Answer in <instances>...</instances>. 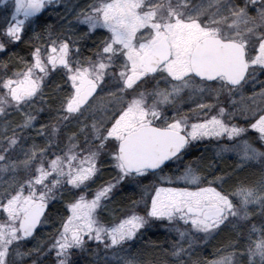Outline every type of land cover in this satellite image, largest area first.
Masks as SVG:
<instances>
[{
	"label": "snow or ice",
	"instance_id": "snow-or-ice-1",
	"mask_svg": "<svg viewBox=\"0 0 264 264\" xmlns=\"http://www.w3.org/2000/svg\"><path fill=\"white\" fill-rule=\"evenodd\" d=\"M60 4L0 0V264H81L101 248L141 264L120 253L156 222L177 234L174 264L228 230L246 245L241 264H264V0H90L67 32L45 28L13 62L8 45ZM49 101L55 124L40 116ZM61 124L75 125L66 143ZM204 142L260 176L185 163ZM103 169L111 178L98 184ZM125 182L141 195L121 214L110 205ZM45 229L50 239L29 247ZM209 264H237L236 252Z\"/></svg>",
	"mask_w": 264,
	"mask_h": 264
},
{
	"label": "rangeland",
	"instance_id": "rangeland-1",
	"mask_svg": "<svg viewBox=\"0 0 264 264\" xmlns=\"http://www.w3.org/2000/svg\"><path fill=\"white\" fill-rule=\"evenodd\" d=\"M71 1H73L72 2V8L73 9L70 11V17L72 18L71 21L73 23H75V13L79 12L84 7H81V5L78 6L77 0H76V2L74 0H71ZM69 2H70L69 0H61V4L58 7L59 8L60 18L58 19L57 31L54 33V35L62 33V32H67V30H68ZM81 4H83V3L81 2ZM0 10H5V8H0ZM77 27L79 29L80 27H83V26L79 25ZM57 81H59L58 78L56 80V93L55 94L58 93L57 92L58 91ZM60 83H61L60 85H62V81ZM250 94H251L250 92L246 93V95H250ZM14 116L18 118L16 120L20 119L19 115H14ZM60 127H61L62 132H63L62 139L66 143L67 142L66 137H67V135H70V131L68 129L71 128L72 130H75V126L71 125V126H69V128H65L64 125L61 124ZM252 135L254 136L255 134H252ZM35 139L37 141H39L42 138L41 137H36ZM256 143H257L258 146H260L259 142H256ZM196 147H201L204 150L209 148V150L214 152V156H215L214 160L216 162H219V161L225 160L227 158H230L232 160L231 164L233 166L237 167V164H238V161H239V157L236 155L235 152L230 151L228 153H225L223 155V157H217L215 155V153L217 151V147H216L215 142H213L211 144H209L207 142H204V143H202V144H200V145H198ZM247 167L250 168L258 176H260L261 171H262L261 165H259L258 163L254 162V163H252L251 165H249ZM103 171L105 172V175L103 176L105 178V180L106 179H110L111 176L108 175V170L107 169H103ZM6 179H9V177H7L5 175H0V187H3L5 185V180ZM103 182H104V180H101V178L98 181V183H103ZM122 188L124 190H127V191H134L135 193L137 192V194H135L136 195L135 196V198H136L135 200H139L140 199L141 188L139 186L135 185L134 183L125 182L124 184L119 186L117 193H119V191ZM131 203H132V201H129L128 204H127V207L131 206ZM113 204H115V203H113ZM113 204L110 205V207L113 208ZM127 207L124 210L118 209V212H120L122 214L127 209ZM105 215H108V213H105ZM259 220H260L259 209L257 208V214L255 216H253V222L254 223H259ZM154 226H156L155 227L156 229H153ZM156 230H158V231H160V232H162V233H164L166 235L165 249H169L171 251V249L173 247V244H174V240H175L177 234L174 231H171L166 224H163L161 222H156L155 224L151 225L150 227L145 229L143 231V233L146 232V231H150V233H152L153 231H156ZM225 232L232 233L233 235L237 236L236 238L240 239L239 234H235L234 230H228V231H225ZM245 236H246V232H245ZM49 239H50V237H49L48 229H45L44 231L40 232V236L37 238V240H34V241L30 242L29 247H34L37 243H40L41 240H45L46 241V240H49ZM138 239L136 241H138ZM136 241L130 242V244L125 247V250L120 253V256L127 257L128 253L130 252L132 257H134L137 261H139L137 259L136 255H133V253H132V249L134 247L133 245H134V243ZM208 241H206V242L203 241V240L195 241L194 245H193V248L189 249V254H186V255L183 256L182 264H209L210 261L215 260L216 258H218V256H220L222 254H226L230 250V249H228V251H226L227 250V248H226V250L225 249H221L220 251H215L213 253L206 254V251H208V248L206 247ZM184 247L187 248V244H185ZM245 247H246V245H243V248H245ZM237 251H235L236 252L237 264H241L240 251L239 250H237ZM105 255L108 256V259L111 261V264H117L118 258L112 257L110 253L106 254L102 248L96 250L95 254L90 255V257L94 261V264H104ZM53 259H54V257L47 258L45 260V264H51V261ZM176 260H177V257H174L171 254V252H170V253H167V256L163 258V261L160 264H174V262Z\"/></svg>",
	"mask_w": 264,
	"mask_h": 264
},
{
	"label": "trees",
	"instance_id": "trees-1",
	"mask_svg": "<svg viewBox=\"0 0 264 264\" xmlns=\"http://www.w3.org/2000/svg\"><path fill=\"white\" fill-rule=\"evenodd\" d=\"M35 36V35H34ZM34 38V37H33ZM28 42V41H27ZM25 42V49L30 46L29 43ZM23 46V45H22ZM22 48H20L21 50ZM29 55V52L26 53L25 58ZM15 60V58H13ZM11 66V65H10ZM59 80V78H58ZM61 81H57V87L60 86ZM59 91V87H58ZM57 91V92H58ZM69 130V129H68ZM226 162V160H225ZM211 171L215 172L218 175H224V176H231L235 178V173H239V179L240 180H247V181H253L258 179V175L254 173L250 168L246 167L244 169L237 168L236 166L230 165L228 162L223 163L219 161L217 169ZM101 180H105L104 177L101 178ZM101 184V183H98ZM135 193L134 191H127L123 188L119 191V193L116 194L115 201L113 204V208L124 210L127 207V204L129 201L135 200ZM156 226H154L153 229ZM232 233L223 232L216 236L214 239H209L207 242L206 247L208 248V251H206V254L213 253L215 251H220L221 249L227 248L237 251L238 249H242L243 245H239L238 238H233ZM237 237V236H236ZM165 240L166 235L158 230L153 231L150 233V231H146L143 233V235L134 243V247L132 249L133 255H136L137 259L141 262V264H160L163 261V258L167 256V253H170L171 251L169 249H165ZM238 252V251H237ZM77 259H81L80 257H77ZM92 260L90 255L84 257L81 259V264H84V260ZM93 261V260H92Z\"/></svg>",
	"mask_w": 264,
	"mask_h": 264
},
{
	"label": "flooded vegetation",
	"instance_id": "flooded-vegetation-1",
	"mask_svg": "<svg viewBox=\"0 0 264 264\" xmlns=\"http://www.w3.org/2000/svg\"><path fill=\"white\" fill-rule=\"evenodd\" d=\"M69 20H72V18L70 17V11L73 9L72 8V2L71 0H69ZM76 2V0H74ZM81 2L83 4H81ZM90 2V0H77L78 6L81 5V7H85L88 3ZM197 2H199V0H197ZM8 14V9L5 10H0V30L4 29L6 27L7 24V20H6V16ZM60 18V14H59V8L54 7L51 9H48L46 11V13L43 16V20L38 23V24H31L30 26H26V30H25V35H24V40L25 42L27 41H31L32 43H43V41L38 40L37 36L44 31L45 28H52L55 30V32L57 31V23H58V19ZM46 21V24L44 23ZM54 32V33H55ZM35 35V36H34ZM34 37V38H33ZM0 38H2V32H0ZM47 40V34L45 33L44 36V41ZM25 42L21 43V44H10L8 45L9 49H10V53L9 55H11L12 53H15V57H25L26 53L28 52L29 49V45L28 47L25 49ZM87 43H91V41H88ZM23 45V46H22ZM20 48H22L20 50ZM9 59V56H6L3 53H0V61H6ZM13 62H15V60H13ZM56 79L54 80H50L48 82V86L46 89V97L48 95H56ZM49 104H53L54 107L52 108H48L47 106L45 107V111L43 113L40 114V116L43 117V119L51 124H55L56 123V113H55V105H58V101H49ZM185 108L187 107V105H183ZM13 119H18L17 117L13 116ZM3 121L0 120V129H2L3 127ZM73 126H75L73 124ZM214 152L209 150V148H207L206 150L202 149L201 147H194L188 154V156L185 158V163L188 162H201L205 167L206 170L207 169H212L214 167L213 170L217 169L218 163L214 160ZM226 160V162H225ZM225 160H222L221 162L223 163H229L231 164V159L227 158ZM233 166V165H232Z\"/></svg>",
	"mask_w": 264,
	"mask_h": 264
}]
</instances>
